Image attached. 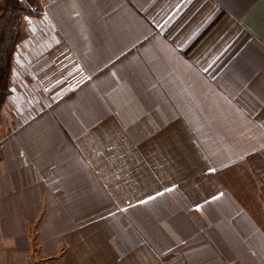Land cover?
Segmentation results:
<instances>
[{
    "label": "crops",
    "instance_id": "obj_1",
    "mask_svg": "<svg viewBox=\"0 0 264 264\" xmlns=\"http://www.w3.org/2000/svg\"><path fill=\"white\" fill-rule=\"evenodd\" d=\"M21 4L0 264H264V0Z\"/></svg>",
    "mask_w": 264,
    "mask_h": 264
},
{
    "label": "trees",
    "instance_id": "obj_2",
    "mask_svg": "<svg viewBox=\"0 0 264 264\" xmlns=\"http://www.w3.org/2000/svg\"><path fill=\"white\" fill-rule=\"evenodd\" d=\"M22 10L20 0H0V109L8 94L11 55L17 38L15 27Z\"/></svg>",
    "mask_w": 264,
    "mask_h": 264
},
{
    "label": "rangeland",
    "instance_id": "obj_3",
    "mask_svg": "<svg viewBox=\"0 0 264 264\" xmlns=\"http://www.w3.org/2000/svg\"><path fill=\"white\" fill-rule=\"evenodd\" d=\"M20 1L21 2H24V0H20ZM0 125H2V118H1V116H0ZM226 172H228V173H226L225 176L219 177L221 183L224 184V185H241V186H244V188H245V189H243L244 191H242L240 193H237V194L238 195H241L243 198L246 197V202H247L248 196H250L253 193V192L250 193L248 191V190H250L249 189V186H251L252 188L255 186V184H254V180L255 179L254 178H250V177H244V176H241V177L233 176L232 174L235 173V172H237V170H230V171H226ZM243 198H242V200H243ZM258 218H259V221H257V223L264 230V217H263V215H262V217L260 216Z\"/></svg>",
    "mask_w": 264,
    "mask_h": 264
}]
</instances>
